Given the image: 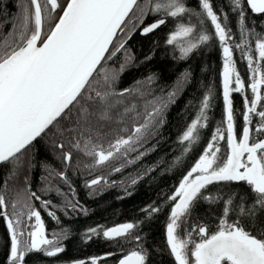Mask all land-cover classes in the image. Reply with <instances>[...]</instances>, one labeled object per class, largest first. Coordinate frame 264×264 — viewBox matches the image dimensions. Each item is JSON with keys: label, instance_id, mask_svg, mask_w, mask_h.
Wrapping results in <instances>:
<instances>
[{"label": "snow or ice", "instance_id": "obj_1", "mask_svg": "<svg viewBox=\"0 0 264 264\" xmlns=\"http://www.w3.org/2000/svg\"><path fill=\"white\" fill-rule=\"evenodd\" d=\"M231 4L232 11L238 13L241 39L234 46L245 54L252 74L249 87L253 98L249 100L245 97L244 126L239 138L235 130L230 96L232 92L244 93L245 82L236 68L232 48L228 45L231 29L225 22L227 15H223L222 21L210 0H199L201 11L186 7L185 0H144L143 7L139 0H21L18 5L20 15L11 21L9 31L0 33V165H12L10 175L4 181L5 187L7 181L23 166L25 150L45 134L50 126H54L59 118L66 115V110L77 105V124L83 127L80 132L83 143L78 139L74 147L85 155L94 157L95 165L104 164L121 153L122 149L132 150V145L142 139L145 130L159 116L161 108L154 107L147 111L143 123L135 126L127 137H120L110 143L107 148L98 141L94 142L91 121L94 118L98 122L111 120L112 110L122 103L114 98L123 97L130 91L125 89L116 92L113 85L117 74L102 67L105 54L108 53V58H111L124 47L126 41L120 42L112 52H109L110 45L118 31H124L122 25H125L134 9L139 12L140 23H143L149 12H163L173 18L191 13L199 18L201 26L206 17L223 45L226 128L216 129L207 150L184 176L170 198L175 204L167 224V244L176 264H264V226L261 223V215L264 214V138H258L260 133H264V110H258V105L264 109V104L261 103L264 101V65L261 63L264 61V36H259L247 26L245 7L250 8L254 14H264V0H231ZM164 23L165 19L161 18L144 27L142 34H148ZM46 26L48 30L45 33ZM0 27H3V21H0ZM250 35L257 36L255 49L258 59L255 60L251 55L252 49L248 47ZM210 39L211 36L206 32H196L194 25L180 23L170 34L167 43L183 41L180 51L184 58ZM98 69L100 80L95 78ZM97 84L105 90H97L94 87ZM169 95L171 97L175 93ZM208 107L209 98L205 96L200 114L187 127L181 142L191 144L198 139V129L204 127L201 121L207 120L205 110ZM134 109V105L131 108L125 107L123 113L118 114L120 122ZM253 116L259 118L255 126ZM69 131L74 132L76 129ZM225 132L229 152L220 165L217 164L220 148L216 146V142L225 139ZM85 133L88 135L85 136ZM100 134L96 130V136ZM58 147L63 149L64 145L59 144ZM71 159L72 153L65 152L64 160L70 162ZM60 175L63 177V173ZM25 182L27 184V178ZM100 182L99 178L93 179L88 186ZM214 182H245L250 187L255 194L252 205L246 207L243 196L239 197L238 205L239 215L247 218V226L239 219L231 223L227 219L232 210L233 198L238 195L234 193L225 201L224 218L220 220L215 232L209 234L205 226H199L198 229H193L201 237L199 242L192 239L190 232L186 234V238H181L177 229L183 219L191 215L198 200L213 203L221 199L202 192ZM23 193H18L17 200L12 202L11 217L7 212H0L11 234L9 264H22L26 254L33 251H43L45 255L52 257L65 250L59 243L60 239L67 237V233L59 234L56 239H48L41 213L32 204L34 198L40 201L42 208L48 209L51 201L41 200L36 192L30 190V185ZM18 205L26 209V212L18 211ZM6 207L5 196L0 191V209ZM71 207L75 209L76 205L71 204ZM150 211L158 209L151 208ZM25 215L28 220L35 218V224L22 227ZM48 215L56 218L54 211L49 210ZM28 227L31 228L30 231L26 230ZM133 228L132 223H125L104 230L102 234L111 239L130 234ZM88 233V238L99 234L97 228L89 229ZM135 239L139 241L140 237L136 236ZM146 258L147 250L141 246L120 259L119 264H146ZM79 264L85 262L80 261ZM91 264H98L97 259L93 258Z\"/></svg>", "mask_w": 264, "mask_h": 264}, {"label": "trees", "instance_id": "obj_2", "mask_svg": "<svg viewBox=\"0 0 264 264\" xmlns=\"http://www.w3.org/2000/svg\"><path fill=\"white\" fill-rule=\"evenodd\" d=\"M142 1L139 0V3ZM210 2L214 11L221 15L222 21L223 15H227L225 22L231 29L228 45L232 48L236 68L245 82L244 93L232 92L230 96L235 130L239 138L244 126L245 97L249 100L253 98L249 87L252 74L245 54L234 46L240 43L241 39L238 13L232 11L231 0ZM20 3L21 0H0V21H3L0 33L10 30L11 21L20 15L18 7ZM185 4L194 11H201L199 0H185ZM245 7L247 26L254 29L259 36H264V14H254L250 8L246 5ZM161 18L165 19V24L155 32L145 36L134 35L123 50L111 58H108L107 54L103 61L104 69L117 74L114 90L130 91L123 97L114 98L121 100L122 103L117 104L112 110L111 120L98 122L94 118L91 121L94 142L98 141L107 148L116 139L127 137L135 126L144 122L147 111L161 104L162 99L167 97L175 84L185 77L184 89L168 106L160 128L148 142L133 144L132 150L122 149L121 153H117L104 164L94 163V175L103 177L98 186L89 187L88 178L81 170L84 159L88 157L95 161V158L74 147L78 139L83 143L80 137L83 127L77 124L78 105L71 107L66 115L25 150L23 166L7 181V186L18 188L30 185V190L36 192L41 200L51 201L47 211L41 207L40 201L36 202L33 199L35 202L33 204L41 213L49 238L65 232L67 237L60 239L59 246L65 249L63 252L50 257L43 251H33L26 254L22 264H79L80 261L91 264L93 258L97 259L98 264H119L120 259L141 246L147 250L146 264H176L166 236L171 209L175 204L170 198L184 176L205 153L216 129L226 128L222 75L224 56L223 45L215 36L214 26L206 17L201 26L199 18L191 13L173 18L163 12L156 14L149 12L146 25L149 26ZM180 23L192 24L196 32L204 31L211 36L209 41L200 44L184 58L180 51L184 42L167 43L170 34ZM127 24L129 25L125 22L123 27H127ZM47 30L46 26L45 33ZM256 39L255 35L248 37V47L252 49L251 55L254 60L258 59ZM112 51L110 49L109 52ZM261 63L264 65V61ZM95 78L101 79L99 69ZM94 87L99 91L105 90L99 84ZM205 96L209 98V107L205 110L207 120L201 121L204 127L198 129V139L191 144L181 142L187 127L200 114ZM261 103L264 104V101ZM133 105L134 111L129 112L123 122H120L118 114L123 113L125 107L131 108ZM258 110L264 109L258 105ZM258 119L253 116V126ZM73 128L76 131H69ZM96 130L101 133L99 136H96ZM87 135L88 133H85V136ZM224 135V140L216 142V146L220 148L217 153V164L220 165L226 160L229 152L226 132ZM258 138H264V133H260ZM59 144L64 145L63 149L58 147ZM65 152L72 153L70 162L64 160ZM11 168L12 165L7 163L0 166L2 194L7 187L4 181L10 175ZM117 168L120 170L116 171ZM47 187L49 189H45ZM202 192L205 195L219 196L221 199L213 203L198 200L191 215L183 219L177 229L181 238H186V234L190 232L192 239L199 242L201 237L198 231H193L199 226H205L209 234L215 232L220 220L224 218L225 201L234 193L238 195L233 198L232 210L228 213L227 219L230 223L239 219L247 226V218L239 215V197H244V204L248 207L255 200V194L245 182H214ZM71 204L76 205L75 209ZM151 208L158 211L151 212ZM49 210L55 212V219L48 215ZM0 212L5 210L0 209ZM125 223L134 225L130 234L111 239L103 236L104 230ZM261 223L264 226V214L261 215ZM91 228H97L99 234L88 238L90 235L88 230ZM136 236L140 237L139 241L135 239ZM10 247L11 234L6 220L0 215V264H9Z\"/></svg>", "mask_w": 264, "mask_h": 264}, {"label": "rangeland", "instance_id": "obj_3", "mask_svg": "<svg viewBox=\"0 0 264 264\" xmlns=\"http://www.w3.org/2000/svg\"><path fill=\"white\" fill-rule=\"evenodd\" d=\"M143 5H144V0L141 2L140 6L143 7ZM138 15H139V12L135 10V13H133L131 15V17L129 18L127 23H129L132 19L138 17ZM127 26H128V24H127ZM125 28H127V27H125ZM185 84H186V78L184 77V78L180 79L175 84V87L171 90L170 93L174 92L175 95L170 97V95H169L170 93H168L167 97L162 99L161 104L155 106V107L161 108V112H160L159 116H157L155 118V121L153 122V124L150 125L148 129L145 130L142 139L138 143H135V145L136 144H140L142 142H148L155 135V133L157 132V130L160 128V126L162 124L163 115H164L166 109L175 100V98L178 97V95L182 92V90L185 87ZM263 92H264V90H262V93ZM84 161L85 162L82 163L81 170H82L83 174L88 178L87 185H89L90 181H92L93 179H98L99 178V179L102 180V178H103L102 176H95L94 173H93V168H94L93 165H94L95 161L91 160L88 157L86 159H84ZM93 186L95 187L96 185H93ZM97 186H98V184H97ZM25 188H26L25 186H23V187L19 186L18 188H13L12 186H7L6 189L4 190L3 195L5 196V200H6V204H7V207L4 208V210H5V212L8 213L9 217H11L12 212H13V209L11 207L12 202L17 200L18 193L21 194V195L24 194L23 190ZM45 189H49V187H47ZM34 201L38 202L35 199H34ZM34 201L32 200V204L35 203ZM33 206H35V205L33 204ZM43 209L47 211V209H45V208H43ZM17 210L26 212V209H22L19 205H18ZM41 218H42V216H41ZM22 219L25 222L24 224H22V227H25L26 225H34L35 224V218H32L31 220H28L27 216L25 215ZM42 220H43V218H42ZM26 230L30 231L31 228L28 227ZM45 234H46L48 239H56L59 236V235H57L54 238H49L48 235H47V232H46V227H45Z\"/></svg>", "mask_w": 264, "mask_h": 264}, {"label": "flooded vegetation", "instance_id": "obj_4", "mask_svg": "<svg viewBox=\"0 0 264 264\" xmlns=\"http://www.w3.org/2000/svg\"><path fill=\"white\" fill-rule=\"evenodd\" d=\"M131 15V14H130ZM130 17H128V19L126 20V22L129 20ZM146 19H147V15L144 17L143 19V23L139 22V16L132 19L129 22V25L127 26V28H124L123 32H120V34H118V37H116L114 43L112 44L111 48L112 50H114V48L116 46H118V44L122 41H126L124 43V47L122 49H120L119 51L123 50L128 43L130 42L131 38L136 35V34H140L142 35L143 32V28L148 26L146 25ZM124 26V25H123ZM43 39V36H42ZM119 51H116L115 54H117Z\"/></svg>", "mask_w": 264, "mask_h": 264}, {"label": "water", "instance_id": "obj_5", "mask_svg": "<svg viewBox=\"0 0 264 264\" xmlns=\"http://www.w3.org/2000/svg\"><path fill=\"white\" fill-rule=\"evenodd\" d=\"M130 14H131V13H130ZM130 14H129V16H130ZM127 19H128V18H127ZM127 19H126V20H127ZM125 22H126V21H125ZM164 24H165V23H164ZM164 24H162V25H164ZM162 25H160V27H161ZM122 27H123V25H122ZM160 27H158V28H160ZM158 28H157V29H158ZM157 29L153 30L152 32H150V33H148V34H142V35H143V36H145V35H149V34L155 32ZM118 34H120L119 31H118V33H117V36H118ZM117 36H116V37H117ZM116 37L114 38L113 43H114ZM111 46H112V45H110V48H111ZM110 48H109V51H110ZM107 54H108V53H106L105 55L107 56ZM102 63H103V62H102ZM67 111H68V110H66V112H67ZM59 119H60V118H59ZM51 127H52V126H50V128H51ZM47 131H48V130H47ZM47 131H46V132H47ZM43 135H44V134H42V136H43ZM42 136H41V137H42ZM41 137H39V138H41ZM39 138H37V140H39ZM37 140H36V141H37ZM36 141H34L33 144H34ZM33 144H32V145H33ZM29 147H30V146H29ZM29 147H28V148H29ZM28 148H27V149H28ZM2 165H3V164H2ZM0 166H1V165H0Z\"/></svg>", "mask_w": 264, "mask_h": 264}]
</instances>
